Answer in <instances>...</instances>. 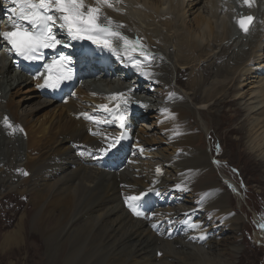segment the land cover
Segmentation results:
<instances>
[{"label":"bare ground","instance_id":"6f19581e","mask_svg":"<svg viewBox=\"0 0 264 264\" xmlns=\"http://www.w3.org/2000/svg\"><path fill=\"white\" fill-rule=\"evenodd\" d=\"M222 1L110 0L112 7H103L102 17H110L112 28L139 44L133 50L131 43L124 48L121 41L114 44L118 52L103 49L112 58L126 53L125 62L117 63L114 73L105 69L100 78L77 86L65 106L47 100L34 104L37 115L22 107L39 96L32 83L24 74H16L8 54L0 52V190L9 195L4 199L13 200V212L25 214L15 228L0 236L1 249L20 251L22 264H230L222 260L230 250L219 246L218 228L208 230L199 222L193 228L181 226L191 208H177L172 192L193 181L197 197L207 195V203L199 209L225 217V231L237 230L234 210H228L230 193H223L218 178L211 175L209 152L201 148V133L193 119L197 115L206 123L210 114L221 115L214 110L219 104L235 109L236 115L218 133L207 125L210 154L220 144L218 137L230 141V135L241 134L246 125L248 160L259 157L264 162V120L253 119L261 109L258 99L264 102V0H253L258 18L238 35L232 26L236 28L240 16L253 17L251 8L234 16L235 5ZM85 3L95 6V0ZM13 7L8 2L7 10ZM187 16L195 30L188 27ZM74 43L94 45L90 40ZM143 48L156 55L148 78L158 83L157 88L168 86L174 76L182 89L192 85L194 95L170 90L165 101L159 90L148 89L153 82L133 79L138 68L132 54ZM247 84L253 88L244 93ZM239 100L244 125L237 123L242 113ZM103 103L117 106L115 115L128 118L133 136L115 156L108 154L113 147L104 135L114 138L116 123L103 113ZM84 113L94 119H86ZM5 117L12 127L4 126ZM89 129L96 133L93 137ZM106 155L114 159L104 161ZM212 158L222 161L224 151ZM172 172L173 185L166 180ZM224 182L231 187L228 190H235L232 181ZM131 196L140 199L126 203ZM129 203L142 215H135ZM239 248L230 247L234 252ZM156 253L162 256L157 259Z\"/></svg>","mask_w":264,"mask_h":264},{"label":"rangeland","instance_id":"374dc122","mask_svg":"<svg viewBox=\"0 0 264 264\" xmlns=\"http://www.w3.org/2000/svg\"><path fill=\"white\" fill-rule=\"evenodd\" d=\"M241 1L242 0H237L239 5H241ZM252 14L254 19H256L258 14L257 10L253 11ZM196 16L197 15H195L194 18ZM191 19V16H187L186 21L191 25L188 27L192 30H195L192 23L189 21ZM246 51L248 50L246 49ZM168 84L169 85L166 87L160 85L158 88L160 91H163V96L169 94L170 90H175L179 93L188 91L192 95L195 93V88H193V90H190L189 88L192 85L190 86L185 84L182 89L176 83L174 76L170 78ZM252 88V85L250 86L247 84L242 89L244 93H247L248 91H251ZM238 97L239 96H236L233 99L236 100ZM42 101H44V99H41V97L38 96L35 99L25 102L22 107L25 108V106H27L26 111L29 112V114L31 110L32 115H37L38 109H34L33 106L34 104ZM258 101L261 102V104L258 106V109L264 108L263 99L260 97ZM237 102H239L238 107L242 111L238 117L237 123L244 125L245 114L243 101L239 100ZM261 109L255 113V116L253 115V119L258 118L260 121L264 120V109ZM214 110L221 115L212 116L210 114V120L205 119L206 123L203 119H200V117L196 115L193 118L194 124L197 128H199L198 130L201 133V148L209 152L210 162L212 164V169L210 170L211 175H214L218 178L217 184L222 188L223 193L225 191L230 193L232 201L228 206V210L229 212L234 210L235 214L233 215V218L239 222V226L237 230L231 231L229 229L225 231L223 229L225 217L219 218L218 215L215 216V213L213 211H209L208 208L205 210H200L199 208L201 205H203L205 202L207 203V201H205L206 199L203 201L201 198H199L200 196L197 197L198 188L193 181L189 182V187H182L181 189L173 190V200L176 207L180 208L181 210H187L191 208V211L193 212V214H190L186 218L181 226L184 228H193V225L199 222V227L206 226L208 230H215L218 228L221 231V235L218 237L219 240H217L220 243L219 246L222 245L227 250H230L226 251L222 257V260H226L227 263L264 264V162L261 161L259 157H252V159L248 160V154L251 152V146H249L247 139L245 138V134H247L249 129V126L246 125L244 126V130L241 134L232 135V133L230 135V141L225 140L223 137H216L220 141V144L213 148L214 154H210L209 142L206 138L209 132V130H207V125H213L215 127V133H218L222 128L227 126L226 120L236 115L235 109L226 108L223 104H219L214 108ZM223 135L225 134L223 133ZM222 151H224V158L221 159L222 161L212 158L213 155L215 156V154L219 152L221 153ZM243 156H245V158ZM253 167H255V169ZM23 176L25 177V175ZM175 176L176 174L172 172L166 176V180L169 181L171 185H173L172 180ZM199 177L203 178L202 175H199ZM226 179L232 181L231 183L234 184L237 190H228L231 187L225 184L224 180ZM182 193L187 195L185 197H180L184 195ZM8 196L9 195L4 192V189L0 190V226H9V228L6 229H2L1 227L0 236H2L4 232H9L15 228L20 222V216L25 215L22 210L13 212L15 208L13 200L9 198L4 199ZM197 212L199 213L198 216L195 215ZM178 214L180 217L183 216V212L181 211H178ZM213 220H216L217 222L214 224ZM177 222L178 224L181 223L179 220ZM233 245L240 247V250L237 252L231 250L230 247ZM160 256H162L160 253L155 254L157 259L160 258ZM21 258L22 254L18 250L6 251L0 248V264H22L20 260ZM183 264H187V261Z\"/></svg>","mask_w":264,"mask_h":264},{"label":"snow or ice","instance_id":"6c2138e0","mask_svg":"<svg viewBox=\"0 0 264 264\" xmlns=\"http://www.w3.org/2000/svg\"><path fill=\"white\" fill-rule=\"evenodd\" d=\"M10 3L16 5L9 9L15 18L9 17L12 21L11 30L0 32V37L11 46L10 51H14L17 56H22L26 60L43 59V49L55 50L59 45L69 46L57 37L55 30L57 25L61 32L66 31L69 40H90L97 47L112 52L119 51L114 44L121 41L124 48L129 47L131 43L133 50L139 44V41L130 42L121 32L112 28L113 21L110 17H102L103 7H112L110 0H95V6L87 5L85 0H10ZM242 3L244 6L251 7L253 0H242ZM253 20L254 17L250 15L241 16L237 23L243 31L247 32ZM117 27L122 28L123 25ZM70 64V57L54 56L50 63L44 64L47 71V75L44 76L45 82L42 85L38 84L37 87L56 88L60 81L70 79L72 71ZM120 95L123 96L122 93ZM100 107L111 111L106 105ZM83 115L86 119H94L87 113ZM3 123L5 127H12L7 117L4 118ZM111 147H114V143L109 144V148ZM101 151L105 150L101 149ZM24 175L27 173L25 172ZM179 187L180 185H177V188ZM139 199V196L126 197V203ZM129 207L133 209L135 215H142L133 204L129 203Z\"/></svg>","mask_w":264,"mask_h":264}]
</instances>
